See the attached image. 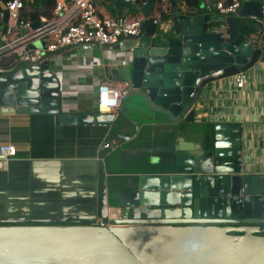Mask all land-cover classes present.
Instances as JSON below:
<instances>
[{
	"label": "water",
	"instance_id": "95a60500",
	"mask_svg": "<svg viewBox=\"0 0 264 264\" xmlns=\"http://www.w3.org/2000/svg\"><path fill=\"white\" fill-rule=\"evenodd\" d=\"M241 1L229 18L217 14V0L197 13L171 1L170 30L158 32L150 20L140 39L121 42L117 50L130 74L118 113H66L50 62L0 69V114L53 117L57 137L64 126L113 129L110 148L98 155L96 220L0 221V264H264V172L244 168L240 125L216 124L199 146L182 138L162 172L134 175L127 185L116 180L109 187L104 163L115 141L136 137L137 125L124 112L129 98L173 124H194L206 86L264 63V41L256 47L240 29L241 19L264 20V4ZM153 4L138 10L151 16ZM0 8L7 24L4 0ZM111 8L133 6L115 0ZM117 114L133 127L131 135L116 131ZM116 204L125 212L110 220Z\"/></svg>",
	"mask_w": 264,
	"mask_h": 264
},
{
	"label": "crops",
	"instance_id": "0c3cea01",
	"mask_svg": "<svg viewBox=\"0 0 264 264\" xmlns=\"http://www.w3.org/2000/svg\"><path fill=\"white\" fill-rule=\"evenodd\" d=\"M165 1L170 5L175 1L183 13H197L201 7L205 10L210 7L209 0H199L197 9L183 1ZM254 1L264 4V0ZM220 2L229 0H217ZM156 4L154 0L152 14L156 13ZM111 5L106 0H96L101 18L145 15L139 8H122L117 13ZM53 8L38 0L28 6V11L51 16ZM172 18L170 11V19L162 24L163 31L170 30ZM240 29L248 37H260L264 34V20L241 19ZM91 58L98 63L97 67L85 66ZM124 58L117 49L105 54L99 47L69 48L54 54L50 69L60 82L61 92H67L64 111L97 112L98 90L104 82L118 90H128L130 69L123 63ZM257 67L258 70L252 68L239 75L244 79L243 88L236 86L237 77L206 86L194 106V124H173L168 117L147 108L143 100L129 98L124 103V112L138 131L134 139L124 144L119 140L113 143L112 152L104 160L108 186L116 180L127 185L137 174L162 172L173 161L182 138L187 143L202 145L206 136H213L216 124L240 125L244 168L264 172V63L258 62ZM120 108L114 112L118 113ZM117 117L122 126L116 131L131 135L133 127L120 114ZM55 129L54 118L50 116L0 114V147L10 144L17 149L16 157L0 171V221L96 220L98 155L113 129L64 126L60 137ZM118 209L121 210L118 204L110 205L109 219L120 217Z\"/></svg>",
	"mask_w": 264,
	"mask_h": 264
},
{
	"label": "built area",
	"instance_id": "2783aa9c",
	"mask_svg": "<svg viewBox=\"0 0 264 264\" xmlns=\"http://www.w3.org/2000/svg\"><path fill=\"white\" fill-rule=\"evenodd\" d=\"M35 1L7 0L5 2L8 23L4 24V12L1 10L0 68H6L5 66L9 64L32 67L45 62L51 63L54 54L69 48L99 47L105 51V54L115 52L121 42L140 39L150 20L154 22L158 32L163 31L164 19L158 0H156V13L151 16L117 18H101L95 6L96 0H55L51 16L40 14L37 20H32L28 6ZM106 1L110 5L115 0ZM123 2L130 4L133 8H142L148 4L147 0H123ZM242 4L241 0L220 2L217 3L216 11L219 16L225 18L237 17ZM262 10L264 14V5ZM252 20L261 21L256 17H252ZM34 24H38V27L33 28ZM220 31L225 32L226 25H221ZM245 37L250 44L258 47L264 34H260V37H248V35ZM38 44L41 45L40 48L37 47ZM84 64L89 68L98 66L92 58ZM236 77V86L243 88V77L239 75ZM78 81L83 82L80 78ZM61 93L64 100L67 92ZM126 95L127 90H118L106 82L102 83L98 90L97 111L101 114L114 113V110L121 106ZM103 108L106 110L104 111ZM109 148L110 144L106 142L102 150ZM16 154L17 149L14 145L6 144L0 147V155L3 158L0 161V171L8 167L9 161L15 158ZM118 210L121 215L125 212L122 209Z\"/></svg>",
	"mask_w": 264,
	"mask_h": 264
},
{
	"label": "trees",
	"instance_id": "16d2710c",
	"mask_svg": "<svg viewBox=\"0 0 264 264\" xmlns=\"http://www.w3.org/2000/svg\"><path fill=\"white\" fill-rule=\"evenodd\" d=\"M4 1L6 2L7 0ZM178 1L185 2L190 8L193 9H197L199 7V0H178ZM44 3H47V7L51 8L55 5V0H44ZM170 11H171L170 3L165 0H160V12L164 20L170 19ZM0 12H1V8H0ZM30 17L32 20H37L38 14L36 12H31ZM9 66L10 64L6 65L5 67H9Z\"/></svg>",
	"mask_w": 264,
	"mask_h": 264
},
{
	"label": "bare ground",
	"instance_id": "6f19581e",
	"mask_svg": "<svg viewBox=\"0 0 264 264\" xmlns=\"http://www.w3.org/2000/svg\"><path fill=\"white\" fill-rule=\"evenodd\" d=\"M103 110L105 111L106 110V108H103ZM120 212V211H119Z\"/></svg>",
	"mask_w": 264,
	"mask_h": 264
}]
</instances>
